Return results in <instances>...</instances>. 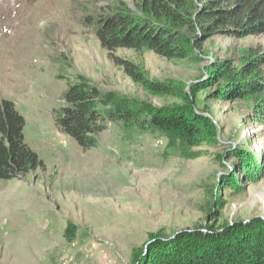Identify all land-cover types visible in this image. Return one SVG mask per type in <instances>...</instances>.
Segmentation results:
<instances>
[{
	"label": "rangeland",
	"instance_id": "374dc122",
	"mask_svg": "<svg viewBox=\"0 0 264 264\" xmlns=\"http://www.w3.org/2000/svg\"><path fill=\"white\" fill-rule=\"evenodd\" d=\"M134 1L0 0V99L24 118V142L44 164L0 180V264H132L149 236L200 226L210 212H219V223L264 218V180L245 181L233 158L218 160L239 145L264 157V125L254 119L250 102L213 96L216 85L199 89L194 104L216 125L219 141L189 155L166 148L158 134L124 137L120 125L102 117L103 131L90 150L56 128L63 94L77 77L138 107L174 108L182 105L176 95L205 83L214 62L231 59L239 66L244 51L264 48L263 34L213 36L195 50V59L108 52L95 36L99 15L120 6L132 10ZM126 63L172 92L147 89L125 71ZM230 172L243 189L219 193L216 182ZM68 223L75 227L72 242L64 238Z\"/></svg>",
	"mask_w": 264,
	"mask_h": 264
},
{
	"label": "trees",
	"instance_id": "16d2710c",
	"mask_svg": "<svg viewBox=\"0 0 264 264\" xmlns=\"http://www.w3.org/2000/svg\"><path fill=\"white\" fill-rule=\"evenodd\" d=\"M97 23L95 36L108 52L149 50L166 59H195V50L213 36L242 39L263 35L264 0H135L132 10L120 6L111 15H99ZM243 53L239 66L231 59L210 65L207 80L211 81L189 85L188 92L181 90L176 96L182 105L174 108L157 109L145 102L138 107L135 101L104 93L77 77L63 94L65 107L55 126L82 150L96 146V136L103 131L101 117L120 125L124 137L158 134L165 139L166 148L180 147L188 155L191 149L214 147L219 141L218 129L206 112L195 109L194 99L201 88L216 85L213 96L218 100L250 102L254 119L264 125V48ZM125 71L155 93L172 92L171 87L149 82L143 71L128 63ZM23 129L24 118L14 104L0 99V180L21 178L44 168L25 144ZM261 157L254 158L239 145L228 147L218 160L223 164L233 158L245 181L259 182L264 180ZM228 174L216 182L219 193L226 188L242 190L235 173ZM213 203L221 204L216 197ZM219 216V212H210L200 226L173 232L169 237L149 236L131 263L264 264V218L219 223ZM74 233V225L68 223L64 233L67 242L74 240Z\"/></svg>",
	"mask_w": 264,
	"mask_h": 264
}]
</instances>
